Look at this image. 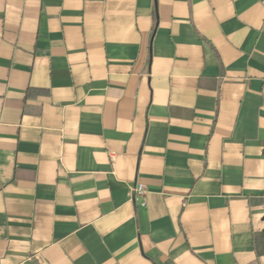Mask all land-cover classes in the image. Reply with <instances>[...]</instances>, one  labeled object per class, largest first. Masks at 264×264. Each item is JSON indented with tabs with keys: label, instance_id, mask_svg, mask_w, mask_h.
<instances>
[{
	"label": "crops",
	"instance_id": "crops-1",
	"mask_svg": "<svg viewBox=\"0 0 264 264\" xmlns=\"http://www.w3.org/2000/svg\"><path fill=\"white\" fill-rule=\"evenodd\" d=\"M263 230L264 0H0V264H264Z\"/></svg>",
	"mask_w": 264,
	"mask_h": 264
},
{
	"label": "built area",
	"instance_id": "built-area-1",
	"mask_svg": "<svg viewBox=\"0 0 264 264\" xmlns=\"http://www.w3.org/2000/svg\"><path fill=\"white\" fill-rule=\"evenodd\" d=\"M130 199L141 206L147 205V189L142 182H137L130 188Z\"/></svg>",
	"mask_w": 264,
	"mask_h": 264
},
{
	"label": "trees",
	"instance_id": "trees-1",
	"mask_svg": "<svg viewBox=\"0 0 264 264\" xmlns=\"http://www.w3.org/2000/svg\"><path fill=\"white\" fill-rule=\"evenodd\" d=\"M255 244L259 253H264V230L255 236Z\"/></svg>",
	"mask_w": 264,
	"mask_h": 264
}]
</instances>
